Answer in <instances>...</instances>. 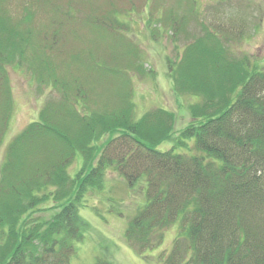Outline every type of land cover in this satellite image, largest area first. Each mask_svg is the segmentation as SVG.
I'll return each mask as SVG.
<instances>
[{
    "label": "trees",
    "instance_id": "obj_1",
    "mask_svg": "<svg viewBox=\"0 0 264 264\" xmlns=\"http://www.w3.org/2000/svg\"><path fill=\"white\" fill-rule=\"evenodd\" d=\"M151 1L22 0L14 17L0 0V144L13 106L9 64L61 93L8 145L0 264H72L90 229L79 210L90 206L88 194L105 190L110 167L129 187L146 185L124 232L138 253L150 259L179 224L166 264H264V63L234 51L237 35L215 16L151 9L173 38L188 35L177 59L167 58L168 75L179 98L197 100L180 128L177 113L163 107L136 118L128 87L140 51L126 19ZM81 31L90 46L78 47ZM98 88L108 92L96 109ZM164 141L172 145L161 150Z\"/></svg>",
    "mask_w": 264,
    "mask_h": 264
},
{
    "label": "rangeland",
    "instance_id": "obj_2",
    "mask_svg": "<svg viewBox=\"0 0 264 264\" xmlns=\"http://www.w3.org/2000/svg\"><path fill=\"white\" fill-rule=\"evenodd\" d=\"M23 4L22 0H7L9 13L19 17L22 14ZM213 5L218 10L207 11L208 8H213ZM159 8H164L165 12L173 10L181 14L184 13L185 8L187 10L195 8L203 13L206 12L209 18L215 16L216 20L224 22L225 26L231 24L230 28H227L233 33V37L237 35L232 38L234 51L238 54H247L254 65L259 62L264 63V0H152L145 9L131 13L126 19L130 24L129 38L137 44L140 51V54L135 55L136 62H134L137 73L130 77L131 83L128 87V89L132 88V97H130L136 104V118L149 109L163 107L177 113L176 124L180 128L190 120L187 107L189 102L194 101L193 98L197 100V96H192L190 101L189 95L179 98L175 94L172 79L168 75L167 58L176 60L179 51H182L184 43H187L189 39L186 32H181L178 38L174 37L176 38L174 39L168 27L164 30L161 25H157L161 17L160 12L155 16H150V12L151 9ZM44 16L46 18V15ZM37 17L39 18L40 14ZM41 18L45 20L42 13ZM187 32L191 34L197 31L194 27H190ZM79 35L85 37L86 34L81 31ZM90 36L91 34L88 33L89 39ZM80 43L82 46H90L86 37L79 41L78 47ZM177 44L180 47H175ZM230 54L234 56L236 53L230 50ZM8 70L13 106L9 130L0 144V178L2 164L11 140L32 121L39 118L48 100L56 96L61 98V93L57 92L58 89L40 85L25 66L17 67L9 64ZM129 74L131 75V72ZM105 92H108L107 89L104 91L101 88L96 89V93H99L97 96L94 95L96 109L106 103V96L103 94ZM103 141L104 139L100 140L101 143ZM171 145L170 141H164L158 148L169 149ZM184 149L187 150V148ZM182 150V148L178 149V151ZM80 162L81 156L77 157L76 162L70 166L71 174L78 169ZM106 179L105 190L92 195L88 194L90 206H82L79 210L81 218L89 224L87 226L90 229L85 241L80 243L72 264H92L98 257L109 259L114 264H166L165 258L175 244L179 224H174L167 229L161 246L146 253L152 254L150 259L138 253L126 242L124 232L130 217L145 201L146 185L140 182L129 187L113 167L109 168ZM116 209L123 210L124 215L117 214Z\"/></svg>",
    "mask_w": 264,
    "mask_h": 264
}]
</instances>
